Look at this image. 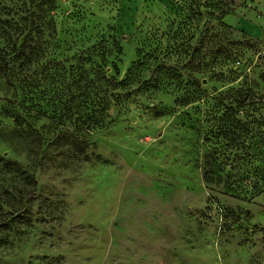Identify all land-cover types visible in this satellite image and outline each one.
Returning <instances> with one entry per match:
<instances>
[{
    "label": "rangeland",
    "instance_id": "obj_1",
    "mask_svg": "<svg viewBox=\"0 0 264 264\" xmlns=\"http://www.w3.org/2000/svg\"><path fill=\"white\" fill-rule=\"evenodd\" d=\"M2 51L0 264H264V0H0Z\"/></svg>",
    "mask_w": 264,
    "mask_h": 264
},
{
    "label": "trees",
    "instance_id": "obj_2",
    "mask_svg": "<svg viewBox=\"0 0 264 264\" xmlns=\"http://www.w3.org/2000/svg\"><path fill=\"white\" fill-rule=\"evenodd\" d=\"M15 58L13 56H11L9 53L2 51L0 53V63H4L7 65V62L11 63L13 62ZM115 71L118 72V69L115 67ZM92 76H93V80L91 81V85L93 90H97L98 86H103L105 87L106 91H105V96L103 98V100L100 102L101 104H103L105 110L108 112L110 109V104H111V99L115 100V96L112 95V92L117 91L121 85L123 83H118L115 80L112 79H108L107 76L103 73L100 72H96V71H92ZM96 96V94H95ZM118 98H116V102ZM100 103L97 101H93V107L94 109L99 108ZM15 121H18L19 119H21V116H19L18 114L14 115ZM108 118V116L106 117V119ZM106 119H99L98 117H94L92 119V126L95 129H103V127L105 126V120Z\"/></svg>",
    "mask_w": 264,
    "mask_h": 264
}]
</instances>
